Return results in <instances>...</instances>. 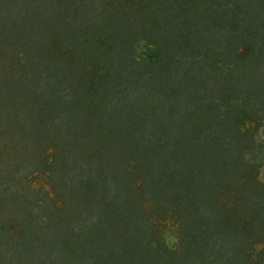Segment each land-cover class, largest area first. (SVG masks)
<instances>
[{"label": "trees", "instance_id": "16d2710c", "mask_svg": "<svg viewBox=\"0 0 264 264\" xmlns=\"http://www.w3.org/2000/svg\"><path fill=\"white\" fill-rule=\"evenodd\" d=\"M0 264H264V0H0Z\"/></svg>", "mask_w": 264, "mask_h": 264}]
</instances>
